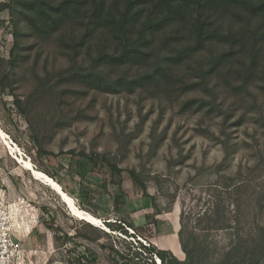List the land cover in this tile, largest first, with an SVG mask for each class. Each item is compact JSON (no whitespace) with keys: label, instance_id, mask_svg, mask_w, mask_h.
<instances>
[{"label":"rangeland","instance_id":"rangeland-1","mask_svg":"<svg viewBox=\"0 0 264 264\" xmlns=\"http://www.w3.org/2000/svg\"><path fill=\"white\" fill-rule=\"evenodd\" d=\"M10 30L0 29V54L7 57L12 43ZM49 63V73L41 70L40 76L47 77L52 85L69 61L60 55ZM36 83L28 65L15 91L24 95ZM62 87H68L67 91L59 90L57 97L49 95L30 113L39 133V145L32 138L29 122L14 108L12 98L4 96L13 122L7 131L0 119V189L10 201L22 204L26 214L38 216L36 223L26 229L29 232L34 227L19 254L21 264H120L104 245L126 251L114 240L125 235L111 230L104 222L122 218L129 225L130 213L147 205H154L155 211H166L176 204L177 217L179 210L184 212L189 231L206 246L208 259L227 249L237 230L247 235L256 220L264 224V210L258 218L256 215L258 192L264 188V120L254 123L247 116L244 125L227 129L232 135L230 143L236 144L230 149L228 161L223 162V144L204 132L210 128L225 138L222 116L181 111L183 101L204 93L173 94L161 100L147 92H86L69 83ZM225 95L222 91L218 98L223 105L229 103ZM258 98L264 116V95ZM153 131L157 139L166 133L165 138L154 142ZM40 146L44 151L39 150ZM81 152L100 153L126 170L136 169L142 174L149 196L125 173V187L133 190L135 196L117 211L113 197L118 188L110 183L109 172L93 167L94 179L84 181L73 172ZM27 162L54 176L76 204L99 216L102 224L94 225L77 217L57 191L25 166ZM99 181L107 182V187L102 188L104 195L98 192ZM95 226L107 229L113 237L103 236ZM137 235L143 234L138 231ZM171 247L184 258L185 253L174 248H178L176 234Z\"/></svg>","mask_w":264,"mask_h":264},{"label":"trees","instance_id":"trees-1","mask_svg":"<svg viewBox=\"0 0 264 264\" xmlns=\"http://www.w3.org/2000/svg\"><path fill=\"white\" fill-rule=\"evenodd\" d=\"M9 27V56L0 54V119L3 129L10 131L12 110L4 99L8 96L29 122L38 145L40 137L30 113L49 95L57 97L59 90L66 92L64 83L80 86L86 92H147L161 100L173 94L204 93L183 101L181 111L222 116L225 138L210 128L204 132L223 144V162L228 161L230 149L236 144L230 143L232 135L227 129L244 125L247 116L254 123L264 120L258 103V96L264 95V0H0V29ZM60 55L66 57L69 66L61 69L51 85L47 77L41 78L40 71L49 73L50 60ZM28 65L37 83L29 93L19 95L16 83ZM222 91L227 94V105L218 99ZM165 134L157 139L153 131L152 138L154 142L163 140ZM40 149L44 151L42 146ZM70 153L76 156L74 150ZM79 156L73 172L82 181L94 179L93 167L100 166L110 173V183L118 188L113 197L117 211L135 196L125 187V173L149 196L142 174L136 169L126 170L96 152H81ZM37 169L49 174L41 167ZM96 184L100 195H104L102 188L107 182ZM258 200L257 218L264 210V188L258 192ZM109 219L105 224L125 235L114 240L126 251L104 245L120 264H158L157 257L162 264L264 262V224L258 220L247 235L239 230L233 233L228 248L208 259L206 246L189 231L182 212L179 239L186 258L181 260L169 250L137 239L140 227L134 222L127 225L122 218ZM126 226L135 233L130 234ZM94 228L103 236L113 237L111 232Z\"/></svg>","mask_w":264,"mask_h":264},{"label":"built area","instance_id":"built-area-1","mask_svg":"<svg viewBox=\"0 0 264 264\" xmlns=\"http://www.w3.org/2000/svg\"><path fill=\"white\" fill-rule=\"evenodd\" d=\"M25 211L22 204L10 201L4 189H0V264L6 263L13 253L20 254L24 242L34 231V227L29 232L26 229L36 223L38 216L26 214ZM128 229L135 232L130 227ZM138 238L144 244L150 245L142 236L138 235Z\"/></svg>","mask_w":264,"mask_h":264},{"label":"crops","instance_id":"crops-1","mask_svg":"<svg viewBox=\"0 0 264 264\" xmlns=\"http://www.w3.org/2000/svg\"><path fill=\"white\" fill-rule=\"evenodd\" d=\"M176 205V204H175ZM175 205L170 211L157 210L154 205L142 206L138 211L130 213L131 222L140 227V231L148 242L155 244L158 248L169 250L179 259L184 260L186 254L182 259L179 257L171 247L172 236L176 234L178 246L181 251L183 248L179 239V230L181 229V210L178 214L179 227L177 229L175 222ZM176 227V228H174ZM176 229V230H175ZM141 236V235H140ZM184 252V251H183ZM185 253V252H184Z\"/></svg>","mask_w":264,"mask_h":264},{"label":"bare ground","instance_id":"bare-ground-1","mask_svg":"<svg viewBox=\"0 0 264 264\" xmlns=\"http://www.w3.org/2000/svg\"><path fill=\"white\" fill-rule=\"evenodd\" d=\"M1 128V127H0ZM3 133V132H2ZM25 166L27 168H29L30 170L34 171L36 173V176L39 178H43L50 186L52 189H54L55 191H57L58 194H60L66 205L69 207V209L80 219L85 220L91 224L94 225H100L102 224V219L95 216L94 214L80 208L75 200L73 199V197L71 195H69L65 190L62 189V187L58 184V182L53 179L50 175H48L47 173H45L44 171L38 170L36 168H34L29 162H27L25 164ZM177 212L178 210L175 211V222L177 226V229L179 227V222H178V217H177ZM176 228V227H174ZM176 230V229H175ZM177 251H180L181 254H183L184 252L180 250L179 246L178 248L174 247ZM157 259L159 260L160 264H162L161 260L157 257ZM4 264H21L20 261V257H19V253L15 252L13 253V255L11 256V258Z\"/></svg>","mask_w":264,"mask_h":264},{"label":"water","instance_id":"water-1","mask_svg":"<svg viewBox=\"0 0 264 264\" xmlns=\"http://www.w3.org/2000/svg\"><path fill=\"white\" fill-rule=\"evenodd\" d=\"M105 223V222H104ZM105 230H107V229H105ZM157 259V258H156ZM157 262H158V264H160V262H159V260L157 259Z\"/></svg>","mask_w":264,"mask_h":264}]
</instances>
